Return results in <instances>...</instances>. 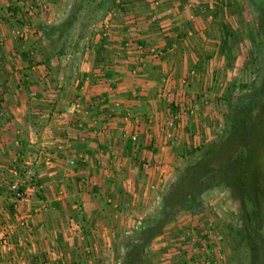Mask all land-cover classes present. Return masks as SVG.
I'll return each instance as SVG.
<instances>
[{"label": "crops", "instance_id": "crops-1", "mask_svg": "<svg viewBox=\"0 0 264 264\" xmlns=\"http://www.w3.org/2000/svg\"><path fill=\"white\" fill-rule=\"evenodd\" d=\"M75 4L0 0V264L118 262V242L145 224L181 166L223 131L225 101L215 87L229 71L217 62L212 23L201 27L195 15L189 26L206 42L191 44L183 37L190 14L170 9L152 25L155 17L130 9L123 26L112 19L120 28L89 37L73 27ZM14 162L36 172L38 189L24 186L21 199L9 190ZM204 217L181 216L152 244L177 251L170 243L201 231ZM224 237L206 246L211 264H230ZM171 254V263L189 264Z\"/></svg>", "mask_w": 264, "mask_h": 264}, {"label": "trees", "instance_id": "trees-1", "mask_svg": "<svg viewBox=\"0 0 264 264\" xmlns=\"http://www.w3.org/2000/svg\"><path fill=\"white\" fill-rule=\"evenodd\" d=\"M225 104L221 136L199 147L177 171L162 195L161 217L118 242L123 264H147L148 249L167 224L203 212L202 196L217 188L236 208L237 225L225 229L230 249L244 246L249 264H264V82L252 93L226 97Z\"/></svg>", "mask_w": 264, "mask_h": 264}, {"label": "rangeland", "instance_id": "rangeland-1", "mask_svg": "<svg viewBox=\"0 0 264 264\" xmlns=\"http://www.w3.org/2000/svg\"><path fill=\"white\" fill-rule=\"evenodd\" d=\"M74 1H76V4L74 5L73 10L74 13L77 14V16L75 15V22L73 24V27L76 30L83 29L85 35L89 37L92 35V31L96 28L99 31L95 33L100 35L109 34L111 30L120 28H116L115 24L111 23L112 19H114V21L115 19H121V22L120 24H118V26H123L124 18L127 17L130 9L131 12H133V10L135 12L142 11L148 14V17L150 18L155 17L152 25H156V22L158 21L155 15H162L164 12L173 9V11L170 12L171 14L173 13L172 15H183L184 17H188V15L190 14L191 16H193L192 20L188 18L183 20V25L185 26V28H187L186 34H183V37L187 38V41L191 44L198 43L199 41L206 42L203 40L202 36H195L197 34L195 29H193V24L195 25V22L192 23V27L189 26V21H193L194 16L196 15V17H200L201 19L199 20L201 27H205L204 22L207 24L209 22L213 24L215 28V32L213 34L214 41H218V34L221 37L222 51H219V53H217V62H224L225 68L229 71V75L223 77L222 83L219 82L221 78H219L220 76L218 75L217 78L219 80H216L217 85L215 88H217V90L219 91L222 89V97L224 101L226 97H240L246 95L247 93H252L258 90L264 82V29L259 24L254 10L243 3L242 0ZM250 1L254 3L264 2V0ZM107 15L110 16V20H105V17ZM163 18L160 17V24L161 19ZM171 24H174V22H172ZM198 28L199 27L197 26V31H199ZM187 33H191V35L187 36ZM202 54V57H205V54H207V52H202ZM206 58L210 57L206 56ZM224 106L226 107V104ZM191 159H193V157ZM170 185L171 184H168L164 187L160 197V205L155 208L153 213H151L150 218H148L145 224H143L138 229L133 230V234L138 232L141 228L152 224L155 220L161 217L163 212L162 195ZM201 201L203 206L207 205L206 210H203V212L206 214V218H204L207 224L208 221L211 222V228H209L211 229V233H209V230H207L208 225L204 221H202L203 219L200 218L199 220L201 221V223H203V227L201 228L200 232L205 233V237H207V235H210V237L214 239L218 236H221V234L225 236V229L227 228V226L231 225L234 227L237 225L236 208L234 202L231 200L228 193L223 189L217 188L206 192L202 196ZM179 218L180 217H178L177 219ZM173 222L174 221H171L169 224H167V226ZM198 230H200V228ZM130 236L123 238L122 241H126ZM172 237L173 239L174 237H176L175 239L179 238L178 235ZM224 241V244L221 245L223 249L225 248L230 254V258L228 257V260H230V264H249L248 251L244 246H240L237 248V250L232 251L227 241L225 240V237ZM148 250L149 257L147 259V264H176L175 262L171 263V261L176 260L175 257H172L173 254L169 252L171 249L166 248L163 250L160 240L158 242H154L153 244L151 243ZM161 252H163V255L160 254ZM165 255L170 256L169 258H163L162 256ZM223 261L225 260L223 259L222 262ZM123 263L124 253L121 256V259L119 258L118 262L116 260H109V262L105 264Z\"/></svg>", "mask_w": 264, "mask_h": 264}, {"label": "built area", "instance_id": "built-area-1", "mask_svg": "<svg viewBox=\"0 0 264 264\" xmlns=\"http://www.w3.org/2000/svg\"><path fill=\"white\" fill-rule=\"evenodd\" d=\"M28 10L32 12V8L28 7ZM160 55H162V52H160ZM31 98H34L35 95L31 94ZM189 114H192V111L189 112ZM1 115V114H0ZM168 139L172 142H174L175 138L173 135V131L168 135ZM132 142H136V137L131 138ZM18 162V161H17ZM14 162V169L13 173L18 176V178L12 182V184L9 187V190L11 193L15 195L17 199H21L23 197V190L22 188L26 185H30L34 190H37V178H36V172L33 167L30 166H22L19 163ZM75 163L74 161H70L69 165L73 166ZM18 167L22 168L23 173H18ZM143 169H148L149 165L144 164ZM20 175V176H19ZM206 224V220H202ZM208 229L209 233H211V222L208 221ZM24 226V224H22ZM211 237L210 235H207L205 237V233L200 232L197 228H192L190 231L188 230L186 233H183L180 236L179 242L174 244V241L170 243L171 245L175 246L174 248H178V250L175 251L174 255H178L179 257H182L183 260L188 261L189 264H211L210 260V254H206V246H208V242L210 241ZM207 242V243H206ZM173 251V252H174ZM182 251L186 252L188 251V254H190V257L186 259L183 258L184 254ZM30 250L26 249V254H30ZM171 252V253H173ZM170 256V255H169ZM181 259V260H182ZM182 260V261H183ZM169 264V263H167ZM177 264V263H176Z\"/></svg>", "mask_w": 264, "mask_h": 264}, {"label": "flooded vegetation", "instance_id": "flooded-vegetation-1", "mask_svg": "<svg viewBox=\"0 0 264 264\" xmlns=\"http://www.w3.org/2000/svg\"><path fill=\"white\" fill-rule=\"evenodd\" d=\"M242 1L243 3L248 5L251 9L254 10V13L257 16L259 24L264 29V2L254 3V2H251L250 0H242Z\"/></svg>", "mask_w": 264, "mask_h": 264}]
</instances>
